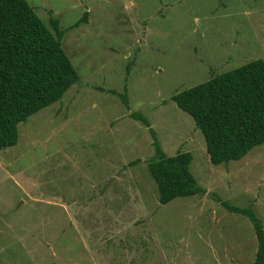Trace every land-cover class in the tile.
I'll return each mask as SVG.
<instances>
[{"label": "rangeland", "instance_id": "374dc122", "mask_svg": "<svg viewBox=\"0 0 264 264\" xmlns=\"http://www.w3.org/2000/svg\"><path fill=\"white\" fill-rule=\"evenodd\" d=\"M26 1L64 30L78 81L0 148V264H251L252 225L220 201L251 209L264 234V142L212 164L170 96L264 61V0ZM153 140L190 152L202 193L157 201Z\"/></svg>", "mask_w": 264, "mask_h": 264}, {"label": "trees", "instance_id": "16d2710c", "mask_svg": "<svg viewBox=\"0 0 264 264\" xmlns=\"http://www.w3.org/2000/svg\"><path fill=\"white\" fill-rule=\"evenodd\" d=\"M85 22L86 11L68 28ZM47 24L26 0H0V148L15 144L17 123L57 101L78 81V74L60 45L64 30L51 16ZM170 99L192 118L212 164L237 160L264 142V61L260 58L210 75L173 93ZM120 101L127 104L124 93L120 94ZM132 117L148 126V120L140 119L139 114L132 113ZM148 131L154 138L150 127ZM152 145L153 154L146 169L160 204L202 191L188 170L190 152L165 155L156 140ZM220 204L228 212L249 220L256 241L251 264H263L264 234L259 219L249 208L225 201Z\"/></svg>", "mask_w": 264, "mask_h": 264}]
</instances>
